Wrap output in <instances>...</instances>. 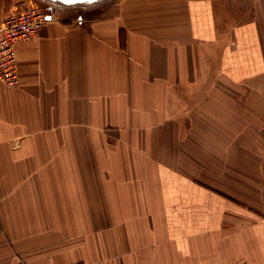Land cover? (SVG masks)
Returning a JSON list of instances; mask_svg holds the SVG:
<instances>
[{
    "label": "crops",
    "instance_id": "1",
    "mask_svg": "<svg viewBox=\"0 0 264 264\" xmlns=\"http://www.w3.org/2000/svg\"><path fill=\"white\" fill-rule=\"evenodd\" d=\"M69 10L0 82V264H264V0Z\"/></svg>",
    "mask_w": 264,
    "mask_h": 264
},
{
    "label": "built area",
    "instance_id": "2",
    "mask_svg": "<svg viewBox=\"0 0 264 264\" xmlns=\"http://www.w3.org/2000/svg\"><path fill=\"white\" fill-rule=\"evenodd\" d=\"M55 17L53 8L35 0H17L15 10L0 22V82L8 87L19 85L15 46L40 34L42 26Z\"/></svg>",
    "mask_w": 264,
    "mask_h": 264
},
{
    "label": "rangeland",
    "instance_id": "3",
    "mask_svg": "<svg viewBox=\"0 0 264 264\" xmlns=\"http://www.w3.org/2000/svg\"><path fill=\"white\" fill-rule=\"evenodd\" d=\"M36 2L40 3L43 7H46V8H53V10L57 11V12H63V11H70L69 9H71V11H84L85 8H91L93 6H97L98 4L99 5H108V4H111V3H117L121 0H99L98 2H95V3H92V4H85V3H82V4H75V5H64L63 3L61 2H58V1H50V0H35ZM248 1V0H246ZM252 1V0H251ZM17 2V0H16ZM83 7V8H82ZM240 13L241 12H237L236 15L240 16ZM252 13V11H251ZM241 17H237V20H240ZM247 191H249L248 189H246ZM252 190V189H250ZM250 194H252V191H249ZM255 192L257 194H264V189H261V188H256L255 189ZM236 194V193H234ZM248 194V192H247Z\"/></svg>",
    "mask_w": 264,
    "mask_h": 264
},
{
    "label": "water",
    "instance_id": "4",
    "mask_svg": "<svg viewBox=\"0 0 264 264\" xmlns=\"http://www.w3.org/2000/svg\"><path fill=\"white\" fill-rule=\"evenodd\" d=\"M50 1H58V2L63 3L64 5H75V4H82V3L92 4V3L98 2L99 0H73V2L71 3H66L64 2V0H50Z\"/></svg>",
    "mask_w": 264,
    "mask_h": 264
},
{
    "label": "snow or ice",
    "instance_id": "5",
    "mask_svg": "<svg viewBox=\"0 0 264 264\" xmlns=\"http://www.w3.org/2000/svg\"><path fill=\"white\" fill-rule=\"evenodd\" d=\"M64 2L71 3V2H73V0H64Z\"/></svg>",
    "mask_w": 264,
    "mask_h": 264
}]
</instances>
